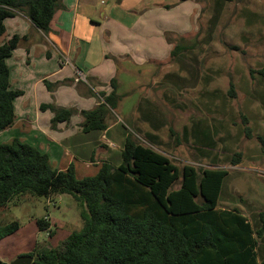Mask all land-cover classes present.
Segmentation results:
<instances>
[{"label":"rangeland","instance_id":"obj_1","mask_svg":"<svg viewBox=\"0 0 264 264\" xmlns=\"http://www.w3.org/2000/svg\"><path fill=\"white\" fill-rule=\"evenodd\" d=\"M181 4L171 12L177 19L175 30L166 28L168 16L152 24L160 32L151 33L139 56L142 63L131 71L133 65L120 64L119 88L127 93L112 112L121 118L119 127L126 134L164 154L179 169L190 165L198 173L227 171L217 204L236 207L252 221L255 213L264 211V77L259 73L264 68V0ZM173 31L182 37L171 42L172 48L177 43L189 48L177 58L167 54L165 61L163 44L170 43ZM157 57L162 63L153 61ZM231 84L233 95L228 92ZM93 172L90 167L83 175ZM80 209L67 194H15L0 207V229L12 221L19 224L17 232L0 242V260L9 264L17 251L62 249L69 233L82 228ZM44 217L50 229L39 231L35 220ZM258 242L259 258L264 259V239Z\"/></svg>","mask_w":264,"mask_h":264},{"label":"trees","instance_id":"obj_2","mask_svg":"<svg viewBox=\"0 0 264 264\" xmlns=\"http://www.w3.org/2000/svg\"><path fill=\"white\" fill-rule=\"evenodd\" d=\"M215 1L220 5L232 0ZM58 5L59 0H0V36L4 19L16 11L46 33ZM19 40L13 34L0 44V131L12 125L13 101L22 94L10 87L5 61ZM188 48L177 43L170 55L177 58ZM259 73L264 77V68ZM115 82L110 79L108 94L100 93L102 102L80 111L83 131L106 129L107 114L121 98ZM228 92L233 95L232 84ZM40 107L52 111V126L74 113L51 104ZM119 157L117 165L103 162L93 174L78 178L72 165L53 168L47 154L17 137L0 142V207L22 192L44 197L67 194L81 204L82 228L69 233L62 249L28 252L32 264H264L258 242L264 239V211L250 221L238 208L217 204L227 171L198 173L190 165L179 169L128 133ZM35 224L39 231L50 229L45 217ZM18 227L17 221L6 224L0 229V240ZM0 264L7 263L0 260Z\"/></svg>","mask_w":264,"mask_h":264},{"label":"crops","instance_id":"obj_3","mask_svg":"<svg viewBox=\"0 0 264 264\" xmlns=\"http://www.w3.org/2000/svg\"><path fill=\"white\" fill-rule=\"evenodd\" d=\"M178 6L182 7L178 0H59L46 33L20 11L4 19L0 44L13 34L20 37L5 61L10 87L22 94L13 101L14 121L0 131V139L17 137L47 154L53 168L64 170L72 165L78 178L87 176L83 174L90 167L95 172L103 162L117 165L126 136L125 128L119 127V115L110 110L105 130L87 132L81 129L80 111L103 101L100 93L112 90V78L115 92L121 96L117 103L122 101L127 92L119 88L120 64L125 61L133 65L131 71L136 63H142L139 56L146 50L151 33L160 32L152 29V24L168 16L171 19L166 28L175 30L177 19L171 12ZM168 37L170 43L163 44L166 55L170 54L171 42L182 34L173 31ZM42 104L71 108L74 113L67 121L52 126L53 113L40 107ZM130 119H134V112ZM61 195L66 194L56 196Z\"/></svg>","mask_w":264,"mask_h":264},{"label":"water","instance_id":"obj_4","mask_svg":"<svg viewBox=\"0 0 264 264\" xmlns=\"http://www.w3.org/2000/svg\"><path fill=\"white\" fill-rule=\"evenodd\" d=\"M32 256L21 254L14 258L9 264H32Z\"/></svg>","mask_w":264,"mask_h":264}]
</instances>
